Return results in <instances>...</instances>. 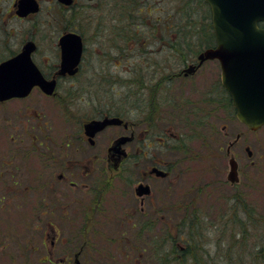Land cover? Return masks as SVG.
<instances>
[{"label":"flooded vegetation","instance_id":"af4514ba","mask_svg":"<svg viewBox=\"0 0 264 264\" xmlns=\"http://www.w3.org/2000/svg\"><path fill=\"white\" fill-rule=\"evenodd\" d=\"M36 1L38 9L33 12L23 14V5L21 9L19 6L23 0H12L8 9L0 12V65L21 54L23 71L24 47L32 41L31 60L43 79L54 81L50 93L34 84L24 96L0 98V119H9L16 124L9 122L7 128L12 132L8 135L6 126L0 129V137L9 138L8 143L0 144V223L6 224L0 230V261L23 264L24 211L35 223L28 230L53 232L49 256L39 258V261L74 264L77 252L80 254L87 245L83 242L76 251V215L79 213L84 217L80 232H90L101 219L103 221L101 216L112 177L122 180L116 196L123 198L119 205L123 217H135L128 220L131 227L137 223L138 216L143 215L180 216L185 223L190 216H211L209 209L218 205L220 183L228 187L223 196L232 200L228 207L230 215L236 210V200L245 201L249 207L251 190L257 184L253 179L262 173L259 166L253 168L255 172L251 169L253 149L246 143L244 133L234 132L228 122L220 125L221 106H230L234 117L236 109L221 82V68L216 58L199 63L200 51L197 50L154 49V53L167 54L162 58L153 55L147 70L132 67L126 71L128 77L115 75V80L107 83L104 79L102 82L111 87L146 88V107L140 108L137 103L131 109L132 119L128 120L123 108L117 109L119 102L112 103L115 109L106 103L86 118L77 120L75 82L71 79L79 72L82 56L75 73H59V39L64 33L77 30L59 33L58 16L52 14L51 20L43 14L38 16L44 12V0ZM56 1L57 8L64 10L79 4V0H73L71 4ZM29 21L46 23L50 29L53 26V30L36 37V29L28 33ZM128 38L134 37L129 35ZM109 41L116 54L123 56L122 41L120 44L118 38ZM162 45L165 46V42ZM172 54L180 57L179 65H172ZM182 54L188 57H181ZM214 61L216 65L205 66L206 62ZM9 79H12L11 74L1 70L0 86L11 85ZM41 101L45 106L39 103ZM12 103H20L21 110L7 109ZM105 117H119L122 121L107 124L92 136L85 133L87 121ZM0 126L2 128V123ZM109 128L114 135L104 145L106 157L99 149L91 152L102 145L101 136ZM121 135L131 136L123 144L126 156L118 157L116 153L109 156V146ZM129 142L133 143L131 151L127 149ZM244 151L250 165L243 167L240 154ZM221 155L228 157L224 179L218 178ZM230 159L236 164L237 180L234 181L228 179ZM129 166L132 171L128 176ZM77 193L85 197L77 198ZM118 221L122 222L121 219ZM64 247H67V253L61 255ZM50 253H54L52 258Z\"/></svg>","mask_w":264,"mask_h":264},{"label":"rangeland","instance_id":"374dc122","mask_svg":"<svg viewBox=\"0 0 264 264\" xmlns=\"http://www.w3.org/2000/svg\"><path fill=\"white\" fill-rule=\"evenodd\" d=\"M11 1L12 0H0V12L1 10H7ZM119 1L121 0H79V4L75 8L71 10H64L61 8H57L56 0H44V12L38 15L41 16L43 14L44 18H48L49 20H51L52 14L54 16H58L56 20L58 21L59 33H61L63 30L76 29L77 32L82 35V61L80 63L81 65L79 72L71 79L75 82L74 96L76 99L75 105L77 109V120L81 118H86V116L95 109H98L101 106H106V103L108 107H113V109H115V104L112 103L119 102L116 103L117 109L119 110V108L122 107L124 111L123 114L127 117L128 120L132 119L133 111L131 109L136 106L137 103L139 104L140 108L146 107L148 97V90L146 88H141L140 90H137L132 87H111L110 85H105L102 82L104 81V79L105 81H107V83L115 80V75L128 77L126 71L131 69L132 67H139L141 69H144L145 71L148 69V61L153 55H157L158 58H162V56L166 55L167 53L164 52L154 53L152 51L154 49L160 48L168 49L170 47V42H168L167 40H169V38L171 39V35L173 37L174 35H176L175 31L178 29V26L175 25L171 28L167 26V24H169L173 20L170 16L172 14V11L174 9L179 11V15L175 19H182L180 18L181 10H184L186 7V10L188 8H191L190 11H192V5L196 7L195 0H190L191 2H189L187 6L185 2L186 0H184L183 6L180 5V0H135L133 2H131V0H123L125 6L123 5L124 7L119 8ZM138 1H144L150 4V7L148 9L150 10V14L147 15L148 17L146 15L141 16L140 14H136L133 11L132 7H136L133 5L136 4ZM206 4L208 5L207 2ZM204 13L206 14V11L202 12V10H199L196 11L195 15H193L195 17V20H189L188 22L186 19V22L189 23L190 26H185V21H183L184 28L187 30L186 32H184V34H191L189 37L194 36L196 37V39L204 36V25L206 20L201 19L203 18L202 16ZM209 13L211 23L210 8ZM166 16L167 19L165 24L161 25V23L164 22L163 18ZM156 18H159V20H155ZM136 23H139L140 25V34L134 35L132 26L134 25L136 28ZM154 23H158V25L155 26L154 32L156 33L157 31H159L164 33H150L149 35H147V25ZM11 24H13L12 26H17V24L15 23ZM27 25L28 33H32L34 29L37 30L38 34L36 35V37L41 34L50 33L53 30V26L52 29H50L46 23L34 24L29 21ZM196 29L201 30L198 33L199 35H194V30ZM131 34L134 37L133 39L128 38ZM136 37L137 39H135ZM116 38L119 39V44L122 41V48L124 50L122 53L123 56H119V54H116L117 52L115 48L111 46L112 42L109 41V39L116 40ZM196 39L192 42L193 49L196 48L195 46L196 44H198L199 41H197ZM200 40H202V38ZM164 42L165 46L162 45V43ZM213 46H215V38ZM197 48L196 50L201 52L202 50L208 47L199 46ZM129 49H132L133 51L128 52ZM178 59H180L179 56L172 54V65H179L180 60ZM216 64V61L206 62L205 66L208 67ZM120 72H122L123 74H120ZM39 103H43L44 105L45 102L41 101ZM7 106V109L15 112V110H17L18 108L19 109L17 111H20V107L22 105L20 103H12ZM221 111L222 112L220 118V125L222 123L228 122L234 132L238 131L242 134L244 133L247 139L246 143H249L253 149L252 160L254 162V165L251 166V169L253 170L254 167L259 166L261 170L262 174L258 173L255 179H253V183L257 182V184L256 187L251 190V203L249 207H247L251 208L254 211V213H249V216H260L261 223H248L247 228L241 225L239 228V226L236 224L223 231L217 230L214 227H208V232H205L204 236V248H208L211 251L217 249L215 246V241L218 238L221 240V245L228 244L230 242L232 234L234 235L235 240H238L242 238V233L240 232V230H243L244 239L247 241L248 244L241 250V253H236V258L238 260H244L246 257H244L242 253L245 248H258V244L260 243L261 245V242H263V240L261 239V234L263 233L264 229V126L260 127L257 130H251L246 126H243L242 123L238 121V118L236 116L234 117L233 110L230 106H221ZM9 122H11L9 119H0V123H2V128L0 126V129H3V127L6 126V129H4L6 130L7 135L9 132H12V129L7 128ZM12 124L16 125L14 123ZM106 131L107 132L103 136H101L102 145L97 147L96 149L91 150L92 152L95 150L98 151L99 149L101 155H103L104 157H106V146L104 145L105 143L108 144V142L110 141L108 139L114 135L112 129L109 128ZM8 142L9 138L7 136L6 139L5 136L0 137V144ZM132 145V142H129L127 144V149H129V151L132 150ZM240 156V162L243 167L250 165L245 151L242 152ZM220 157L221 159L219 160V166L221 168V174L218 178L224 179L226 178L225 172L228 169V157L226 158L222 155ZM131 169L132 166L128 168V176L132 171ZM253 172L255 171L253 170ZM253 175L254 174H252V176ZM131 176H133V174H131ZM109 179H112L111 189L108 193L106 208L104 207L105 209L101 216L103 218V221L101 219V223H97L96 226L93 227L90 232H80V227L84 217L81 216L79 213H77L76 215V251H78L80 245L83 242H86L87 244L86 247L79 254V259L81 262L80 264H145L146 258L143 252L149 254L150 246L146 250L141 252V246L146 245L145 241L142 240L141 242L136 241L135 243H133L134 248L129 247V244H132L131 242L134 240L132 238L135 237L134 235L137 232V228L134 229L130 225V221L133 220L135 217L124 218L123 214H121V211L119 209V205L122 203L121 201L123 200V198L116 196L119 193L118 189H120L122 186V180L120 179V177H112ZM130 185H132L133 188L134 185L131 183ZM130 185L128 189L130 188ZM219 185V190L221 191H219L218 195V205L213 209H209L211 216L205 217V220H207L208 222L212 221L214 223H219L218 221H220V217H223L224 215L225 220H227V222L229 221V219L231 220L232 218V215L229 214L230 211L228 210V207L232 204V200H230L229 197L223 196V192L226 193L228 191V187L226 185L223 186V184L221 183ZM76 196L77 198L85 197L81 193H77ZM235 205L236 208H239L238 211L236 210L235 219L239 220L238 217L243 215V213L241 212L244 211L242 207L243 204L242 202H239L237 200L235 201ZM138 218H143L144 220L148 221L149 224L152 225L150 231L144 236V238L146 239V237L150 234L152 235L154 233H160L159 230H165V235L167 236L175 233V231L177 230L176 222L178 221L180 216L158 218L152 217L150 215H143L138 216ZM119 219L122 220L121 223L118 221ZM33 220L34 219L32 218L30 220L27 212L23 211V264H49L47 262H40L39 258L49 256V251L51 250L50 240L52 239L53 232H41L40 230L30 231V225L35 224L33 223ZM128 220L130 221L128 222ZM239 223H241L240 220ZM0 224V230L5 228L6 224L4 223V221H2ZM24 226L28 227L26 228ZM86 233H88L87 237L86 235H84ZM169 245L170 244L166 241L163 246L167 248V259H170L171 257V254L168 251ZM183 245L184 243H179L178 246L182 247ZM125 246L128 248L126 251L129 256L125 257L124 259V254L122 255L120 251L121 248ZM152 246L153 242L151 247ZM237 246L238 245H236V247ZM238 249L239 248L237 247L236 252L238 251ZM61 251H63L61 255H66L67 247H64L63 249H61ZM106 253H108V256L105 255ZM151 253L152 255H154V248ZM245 253L248 254V251H246ZM247 254L245 256H247ZM53 256L54 253H50V257L52 258ZM0 264L7 263H5L4 259H1ZM150 264H154V261L151 260Z\"/></svg>","mask_w":264,"mask_h":264},{"label":"water","instance_id":"95a60500","mask_svg":"<svg viewBox=\"0 0 264 264\" xmlns=\"http://www.w3.org/2000/svg\"><path fill=\"white\" fill-rule=\"evenodd\" d=\"M73 0H59L71 4ZM22 2V1H21ZM23 14L38 9L36 0H23ZM211 11V23L215 36V46L198 54L199 63L204 59L217 58L221 66V82L228 90L236 109V116L252 129L264 125V0H206ZM61 62L59 73L73 74L78 70L82 56L83 42L79 33L68 31L59 39ZM32 41L23 51V71L21 54L0 65V71L11 74L9 86H0V98L26 95L34 84L45 92L53 89V80L43 79L30 58ZM26 60V63H25ZM23 76V79H22ZM119 117L91 119L84 125L85 133L94 135L107 124L120 123ZM131 136L117 137L108 148V155L116 153L126 156L123 144ZM228 179L237 180L234 159L229 160ZM74 264H80L79 252Z\"/></svg>","mask_w":264,"mask_h":264},{"label":"trees","instance_id":"16d2710c","mask_svg":"<svg viewBox=\"0 0 264 264\" xmlns=\"http://www.w3.org/2000/svg\"><path fill=\"white\" fill-rule=\"evenodd\" d=\"M135 0H131L133 2ZM184 0H180V5L183 6ZM186 6L188 5L190 0H186ZM119 8L124 7V1L121 0L119 1ZM124 5V6H123ZM150 4L144 1H138L136 4L132 7L133 11L136 14L142 15H149L150 10L149 6ZM195 6L192 5L193 10L191 8H188L186 10V7L184 10H181V16L180 18L182 19H175L179 15V11L173 10L171 16V19H173L169 24H167L168 27H173V26H178V29L175 31L176 35L174 37L171 35V39L167 40L170 42V47L173 49H188V50H196L197 47H211L214 45V33L212 31L211 23H210V13H209V7L206 4L205 0H195ZM202 10L206 11V14H203V18L205 19V27H204V36L201 38H197L194 36L189 37L191 34H184L187 30L184 28V23L185 21V26L189 25V20H195V17L193 15L196 14V11ZM138 12V13H137ZM148 17V16H147ZM142 18V17H141ZM164 22L161 23V25H164L167 19V16L163 18ZM155 20H159V18H156ZM158 23L154 24H148L147 27V35L150 33H155V26H157ZM203 25V24H202ZM139 23H136V28L133 25V34H140V27ZM190 26V25H189ZM146 27V28H147ZM166 29V28H165ZM201 30L196 29L194 30L195 34L194 35H199L198 33ZM156 33H164V32H159L157 31ZM155 33V34H156ZM131 36H133L131 34ZM199 40L198 44H196V48H192V42L193 40ZM164 40V39H162ZM198 49V48H197ZM181 57H188L187 54H182ZM237 201V200H236ZM242 202V207L244 211H241L243 215L239 216V220L241 223H239V220L235 219L236 215V210L238 211L239 208H236L235 212L232 214L231 220L229 219V224L227 220H225V215L220 217L219 223H214V222H208L205 220L206 216H190L188 217L187 223H185L184 218L180 217L178 221L176 222L177 230L175 233L171 235H165L166 231L165 230H159L160 233H154L150 234L144 238L145 234H147L150 229H151V224H149L148 221H145L143 218H140L137 223L134 222L133 228H137V232L135 233V237L131 243L129 244V247L134 248L133 243L136 241L141 242L142 240L145 241V246H141V252L146 250L150 246V251L149 254H146L143 252L146 258L145 264H150L151 260L154 261V264H264V229L263 233L261 234L263 242L258 244V248L254 247H249L245 248L243 250V256L246 257L244 260H238L236 258V253L240 252L241 250L247 246V241L244 239V231L240 230L242 233V238L235 240L234 235H231L230 242L228 244H223L221 245V240L218 238L215 241V246L217 249L211 251L208 248H204V236L205 232H208L207 229L208 227H214L217 230L223 231L226 230L227 228H230L231 226L238 225L240 228V225L243 227H248V223H261V218L259 217H253V215L249 216V213H254V211L251 208H247L248 206L245 204V201ZM236 206V205H235ZM245 214V216H244ZM248 215V216H247ZM237 217V216H236ZM150 226V227H149ZM245 230V229H244ZM157 232V231H156ZM211 232V231H210ZM256 233V232H255ZM87 235V234H84ZM111 240V239H110ZM166 241L170 244L169 245V252L171 254L170 259L166 258V247L164 246V243ZM153 242V246L151 247ZM179 243H184L182 247H179ZM236 245L239 248L238 251L236 252ZM143 247V249H142ZM153 248L155 249L154 255H152L151 251H153ZM221 248V249H220ZM123 249V250H122ZM128 248L125 246L121 248V254L123 255V258L128 257L127 250ZM247 249V250H246ZM248 251V254L245 253ZM247 254V256H245ZM103 255V254H102ZM108 256V253L105 254ZM144 257V256H141ZM240 257V256H238ZM241 261V263H240ZM100 263V262H98Z\"/></svg>","mask_w":264,"mask_h":264}]
</instances>
